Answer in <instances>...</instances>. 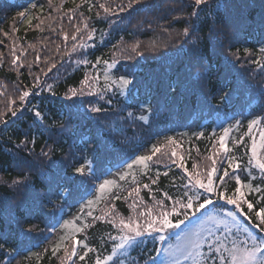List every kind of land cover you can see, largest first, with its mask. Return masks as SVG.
<instances>
[{
    "label": "trees",
    "instance_id": "obj_1",
    "mask_svg": "<svg viewBox=\"0 0 264 264\" xmlns=\"http://www.w3.org/2000/svg\"><path fill=\"white\" fill-rule=\"evenodd\" d=\"M121 2L0 0V112L6 114V122L0 124V264H61L64 248L53 255V247L70 246L67 239L61 241L73 232L71 225L62 227L66 220L76 226L87 224L75 232L76 239L97 251L85 261L76 255L64 264H92L97 254L108 255L109 236L118 235L112 215L127 219L147 208L159 212L157 201L169 207L173 203L165 193L174 198L182 194L187 173L179 166L181 158L189 171L193 165L203 171L212 156L217 160L216 176L226 168L230 173L228 189L235 184L233 173L261 184L258 169H251L249 176L247 161L251 138L259 141L264 123L252 130V137L246 133L251 119L264 116V32L259 26L264 0H208L201 6H194V0H142L139 6L119 12L116 5ZM100 3L111 4L113 13L105 14ZM218 3L223 7L217 8ZM201 9L204 21L190 15ZM238 15L245 18L242 23H226ZM213 19L224 28L215 50L209 39ZM41 20L44 23L37 27ZM85 21L94 30L91 37L83 27ZM193 25L196 30L184 36V28L191 30ZM73 34L78 37L75 41L70 38ZM197 37L199 54L191 43ZM135 44L139 47L133 51ZM13 51L19 57L16 64ZM113 60L116 66L107 68L104 61ZM49 61L56 63L50 72ZM122 75L135 86L121 88ZM85 76L90 83L82 85ZM49 84L56 96L47 91ZM69 88L83 89V94L67 100ZM24 89L31 95L12 117L9 109L20 107L17 95ZM10 100L17 102L9 105ZM73 101L79 111L74 107L69 113L67 105ZM92 106L101 111L92 112ZM224 128L230 129L225 138L228 152L217 151ZM168 137L174 145H167ZM33 138L36 142L27 147L20 143ZM153 145L166 146L146 162L147 167L140 163L127 167L137 156L150 155ZM173 149L176 156L171 155ZM21 157L32 166L18 163ZM230 157L240 163L239 169L229 167ZM118 161L122 164L115 168ZM76 167L83 173L75 172ZM105 180L115 183L101 191ZM214 181L219 184L216 177ZM137 187L138 195L132 191ZM59 207H63L61 221L52 227ZM205 211L201 209V214ZM139 223L144 224L145 218L140 217ZM156 234L137 238L122 250L119 260L151 264ZM77 253L82 254V245H77Z\"/></svg>",
    "mask_w": 264,
    "mask_h": 264
},
{
    "label": "snow or ice",
    "instance_id": "obj_2",
    "mask_svg": "<svg viewBox=\"0 0 264 264\" xmlns=\"http://www.w3.org/2000/svg\"><path fill=\"white\" fill-rule=\"evenodd\" d=\"M142 0H126V3L116 5V10L119 12H125L128 9H132L133 5L139 6ZM208 0H194V6L206 5ZM217 8L223 7L222 4H217ZM36 7V5H33ZM105 14H112L113 7L111 4L100 3L98 5ZM238 8L240 6H237ZM243 7H247L244 5ZM202 10V9H201ZM98 16L99 12L96 13ZM22 15V14H21ZM191 16L199 19L200 11H193ZM223 19V18H222ZM243 15H238L236 18H229L226 23H242L244 21ZM44 21L41 20L37 27H40ZM259 26L261 31L264 32V6L260 13ZM84 29H89L88 23L85 21L83 24ZM196 30V26L193 25L190 30L185 27L183 30L184 36H189L191 32ZM76 33H80V27L75 29ZM224 32L223 27L216 25L215 19L212 20L209 26V39L213 44V50H215L217 41L220 39L219 33ZM7 34V33H6ZM94 34V30H88V36L91 37ZM65 40L69 39V34L64 33ZM72 40H77V35L73 34L70 37ZM199 38L192 40L194 50L199 54ZM83 46V45H81ZM77 45L73 44L72 51L76 50ZM115 47V45L113 46ZM139 44L132 46V50L136 51ZM245 51H248L245 49ZM264 53V48L261 49ZM14 59L13 64H16L19 57L16 52H12ZM131 59V57H129ZM227 61V58H226ZM87 63V61H81ZM99 62V58H98ZM231 63L230 61H227ZM259 63V61H255ZM50 67L48 71L56 67V63L49 61ZM107 68H114L116 61L111 63L104 61ZM261 70L264 71V65L261 66ZM135 75V73H131ZM39 80V76L34 78ZM109 80L107 69L105 70V81ZM118 82L121 88H127L128 86H135L133 80L128 75H122L118 77ZM82 85L89 84L90 81L87 76L80 82ZM226 86V85H225ZM36 87H40L37 83ZM171 87V86H170ZM174 91V89H172ZM47 91L51 92L53 96L57 93L53 91L52 85H47ZM83 94V89L69 88L65 93L67 100H72L73 97ZM31 92L27 89L19 91L17 100L20 107H10L12 117H16L20 108L24 106V103L28 100ZM17 100H10L9 105H15ZM110 102V101H109ZM79 111V106L75 101L72 104L67 105L69 113L73 108ZM92 112H100L101 109L95 106L91 107ZM36 116L44 119L40 111H36ZM5 113L0 112V124H4ZM60 116L61 120L67 119L63 113H56ZM140 119H146V117H140ZM264 123V116L256 117L248 122V132L246 135L252 137V130L258 128L259 125ZM230 129L224 128V135L219 137V149L217 151L228 152L225 138L227 137ZM259 141L255 137L251 138L250 156L248 158V171L251 176V169H258L261 177V184L254 183L245 177L241 178L240 175L232 174L231 179L234 180V187L228 189L226 187L227 179L230 177V173L226 168L222 175L216 176L217 173V160L212 156L208 157L211 162L210 166L204 168L203 171L196 170L197 166L193 165V170L189 171L183 164V158H181L180 167L184 168L187 179V183L184 184V191L179 197H172L168 193H165L167 200H172L173 203L169 207L165 201H157L160 207L159 212H154L152 208H147L144 212H138L135 217L129 216L127 219L118 217V215H112L111 224L118 230L117 236H109L112 241L110 253L108 255L97 254L92 261V264H123V261L119 260V257L124 254L122 250H127L134 243L137 242V238L143 237L145 233H157L154 236V241L160 242L164 245L161 248H155L157 256L151 258V264H183V262L191 261V264H264V129L259 131ZM33 138L31 141L25 139L20 141L22 145L27 147L28 143H35ZM239 142V141H238ZM175 141L172 137L167 138V145H174ZM166 145H153L150 155L137 156L131 164L127 167L131 169L135 164H144L147 167V161L151 160L153 156L161 152V149ZM167 154V153H165ZM42 156H49L48 152H42ZM172 156H176L177 153L173 149ZM214 156L216 153L213 154ZM24 165L32 166V162L27 157H21L19 162ZM229 167L239 169L240 163L235 157L229 158ZM75 172L83 173L82 167H76ZM167 175V173H165ZM214 177L219 181L217 185L214 181ZM124 179V176H121ZM20 181H13V184H18ZM114 181L105 180L100 184V190H106L107 186L114 184ZM153 184L156 180L152 181ZM143 187L148 188V184H144ZM245 190H247V195ZM137 195L139 194V188H133L132 190ZM255 193L256 197H251V194ZM131 196L132 193H129ZM251 197V198H250ZM119 199V197H115ZM258 199V202H257ZM214 201L216 203H214ZM219 201H223V204H219ZM94 201H88V204H93ZM212 206L208 209V206ZM227 205L234 206L233 209H228ZM135 210L138 205L135 203L132 205ZM201 209H206L204 213L197 216V213L201 212ZM239 213V215H238ZM88 215H92L91 212ZM107 215V213H106ZM240 216L246 218V221L240 219ZM144 217L145 223H139V218ZM192 217L193 219H190ZM185 221H188V225L185 228H181V225H185ZM250 222V225L249 223ZM71 225L73 232L67 237H61V241L67 239L70 242L69 247H65L63 243H57L53 247V255L64 248L65 256L61 259V264H64L65 260H70L72 256L79 255L81 261H85L89 253L96 252L97 249L90 247L89 244L84 243L82 240L76 239L75 232L83 231L88 227L87 224L82 226L72 225L70 221H64L62 227ZM253 229L258 231H253ZM179 230V231H176ZM174 238V239H173ZM172 241V242H169ZM77 245H82V254L77 253ZM205 245L207 246L205 250ZM115 258V259H114ZM9 264L11 262L9 261Z\"/></svg>",
    "mask_w": 264,
    "mask_h": 264
},
{
    "label": "rangeland",
    "instance_id": "obj_3",
    "mask_svg": "<svg viewBox=\"0 0 264 264\" xmlns=\"http://www.w3.org/2000/svg\"><path fill=\"white\" fill-rule=\"evenodd\" d=\"M203 9V8H202ZM205 9V8H204ZM205 10H200V16H199V18L202 20V21H204L206 18H205ZM156 235H158V234H156ZM155 235V236H156ZM174 239V238H173ZM169 242H172V241H169ZM164 246V245H163ZM162 246V247H163ZM183 264H191V261H187V262H183Z\"/></svg>",
    "mask_w": 264,
    "mask_h": 264
}]
</instances>
